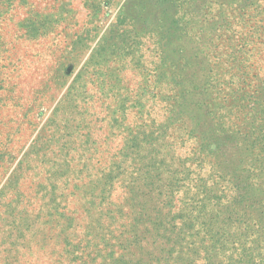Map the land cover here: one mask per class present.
<instances>
[{"label": "rangeland", "instance_id": "374dc122", "mask_svg": "<svg viewBox=\"0 0 264 264\" xmlns=\"http://www.w3.org/2000/svg\"><path fill=\"white\" fill-rule=\"evenodd\" d=\"M217 209L264 246V0H0V264H202Z\"/></svg>", "mask_w": 264, "mask_h": 264}, {"label": "trees", "instance_id": "16d2710c", "mask_svg": "<svg viewBox=\"0 0 264 264\" xmlns=\"http://www.w3.org/2000/svg\"><path fill=\"white\" fill-rule=\"evenodd\" d=\"M199 180H203V178L200 179L199 177ZM199 180L198 176H193L192 183H185L184 187H181L183 193L186 192V190L184 191L186 186L192 187V184L194 186ZM212 196L221 198L218 194ZM205 208L206 203L201 206L200 210L204 211ZM215 211L207 221L195 224L192 227L193 232H189L190 238L187 239V245L188 242L189 244L194 242L192 238L198 240L200 237L207 241L206 246L203 247V255L198 260L202 264H260L262 258L257 250H261L264 246L260 243L261 246L255 247L253 245L254 241H252L253 234L244 233L243 228L238 226V223H240L239 214L232 213L224 219L222 218L221 210L217 209ZM235 212H238V210ZM240 220L241 223L246 222L245 218ZM261 239L264 240V232H262L258 241L262 242Z\"/></svg>", "mask_w": 264, "mask_h": 264}]
</instances>
